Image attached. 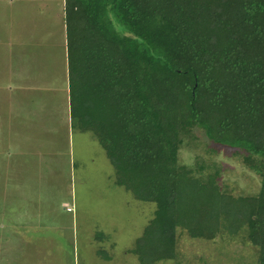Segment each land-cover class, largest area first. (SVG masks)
I'll return each instance as SVG.
<instances>
[{"label": "trees", "instance_id": "16d2710c", "mask_svg": "<svg viewBox=\"0 0 264 264\" xmlns=\"http://www.w3.org/2000/svg\"><path fill=\"white\" fill-rule=\"evenodd\" d=\"M64 1L72 117L99 136L119 186L157 203L133 250L141 264L176 259L178 228L207 240L245 230L264 264V0ZM197 128L249 154L258 195L179 166Z\"/></svg>", "mask_w": 264, "mask_h": 264}, {"label": "rangeland", "instance_id": "374dc122", "mask_svg": "<svg viewBox=\"0 0 264 264\" xmlns=\"http://www.w3.org/2000/svg\"><path fill=\"white\" fill-rule=\"evenodd\" d=\"M64 3L0 0V264H141L135 238L157 203L119 186L99 136L72 117ZM154 86L166 95L165 85ZM178 154L198 177L219 170L218 184L235 197L261 191L244 162L249 154L216 145L199 128ZM23 232L30 244L21 243ZM176 235V259L157 264H258L245 230L213 240L181 228Z\"/></svg>", "mask_w": 264, "mask_h": 264}, {"label": "crops", "instance_id": "0c3cea01", "mask_svg": "<svg viewBox=\"0 0 264 264\" xmlns=\"http://www.w3.org/2000/svg\"><path fill=\"white\" fill-rule=\"evenodd\" d=\"M66 56H67V55H66ZM146 223H147V224H146V226H147L148 223H149L148 220H147ZM146 226H145V227H146ZM36 227H37V226H34V229H36ZM31 231H32V230H31ZM135 239L137 240V238H135ZM21 240H22L21 243H23V244H30V241H29L28 238L25 236V232H23ZM109 246H110V248L113 247V243L110 242V245H109ZM37 250H38V247H37ZM98 252H100V249L97 251V255H99Z\"/></svg>", "mask_w": 264, "mask_h": 264}]
</instances>
